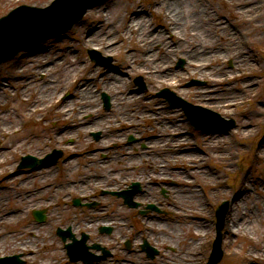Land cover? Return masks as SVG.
Segmentation results:
<instances>
[{"label":"rangeland","instance_id":"374dc122","mask_svg":"<svg viewBox=\"0 0 264 264\" xmlns=\"http://www.w3.org/2000/svg\"><path fill=\"white\" fill-rule=\"evenodd\" d=\"M50 1L51 0H47L45 5ZM135 1H137L142 8L147 10L148 13H145L144 17L148 24H136V27L131 28V30L128 29V33H126V26L128 25L127 17L130 15L131 10L134 9L131 4ZM21 2L31 3L32 1L0 0V17L7 14V12L12 8L10 6ZM158 2L159 0H101L94 6L88 8L82 18L62 35L48 38L32 47H28L20 51L11 60L1 63L0 95H2L3 102L6 101L8 103L7 105H10L12 99L15 98L12 103L17 106L16 103H22L20 97H12L11 93L19 92L21 87L28 81V78L33 79L36 85H40L41 82L50 80L51 78L58 80L62 86L63 84L65 85V80L68 78V75L63 72V66L65 64L58 63V61L61 59H63L64 63L74 61V58L77 56V59H79L80 62L84 61L83 67L78 68L76 72L77 76L82 78L83 82H91V84L94 85L90 91L92 95H94V99H91L88 96L89 99L87 98L84 101L91 102L92 100H100L98 96L100 90L98 78L102 74V79L105 81V70L102 67H99L96 74L93 75L94 72L92 70L94 64L91 63L85 56V49H87V46L83 43L87 33L95 28H98V35L104 34L101 41H104L108 37H112L114 38L113 40L119 42L115 46V49L118 52L117 61L114 62L116 68L127 72L129 75H132L131 71H133L134 74L139 73L144 76V80L147 84H149L145 97L151 95L153 92L167 87L174 90L184 99L186 98L194 103H199L201 100H205L210 101V104L217 106L224 102L225 98L228 97L226 94H228L234 86H237L242 90L238 80H229L230 74L239 72L242 74H248L250 72L252 75H257L258 80L255 84V89L247 95L246 98L235 103L234 107H230V113L223 115L220 113L219 109L216 110L224 117L233 118L236 122L235 127L232 128L226 136L227 143L230 141L229 144H236L231 149L233 156H230L229 158V162L231 163L230 168L226 169L224 166L228 161L227 158H218L216 156V153L220 148H217L216 145L208 143L209 136H206V134H201V141L205 145V147L201 145L203 153H196L194 157H182L179 162V165L185 167L184 174L188 176V173H190L192 176H195V181L200 182L197 183V187L199 188L200 186L202 190L205 189L204 191H207V193L202 194L203 197L201 196V201H204L206 206L202 213L193 212L192 209H194L196 205L195 199L189 196L186 197L187 199L184 201L181 200L179 196H176L179 200L172 201L170 199V206L168 207L170 211L167 215L168 221H166V223H169L171 219L174 218L182 219L181 212H186L189 216L193 215L195 217L201 215V217L211 221L210 227L205 230L206 232L201 242V246L196 250L197 254H195V264H203L206 260L207 253H209L212 237L215 232V226L213 225V221H215L214 204H216V202L219 203L222 199L229 202L231 194L241 189L242 184L240 181L243 176H245L247 187L254 185L255 194L258 192L260 200L264 202V22L261 24L260 28L262 39L258 44L254 43L249 36H244L242 39V44L248 49V52L251 55L250 57L254 60L251 67H244L237 64L238 61L231 57V49L229 47L230 42H228L229 38H227V34H225L224 37H217L215 40L218 44H221V47H217L216 51H218L220 57H225L217 59L213 62L211 67L190 65L185 62V57L175 54L173 57H166L165 59L170 62L168 73H163L165 70H158L154 73L155 71L151 70V65L148 63L143 64V61L146 59L143 58L142 44H140L139 41L146 39L141 36L137 38V33L142 32L139 25H147L144 29V34L151 32L154 29L158 30V28H161L162 26L168 27L169 24H167L163 17L169 15L178 17L179 23L186 25L185 28L192 24H204V13H200L199 16H195L193 13H195L196 7H190V4L197 3L200 6L199 9H203L207 15L212 16V18L218 17L222 22L224 21L228 29L236 31L242 27L241 20L237 19L236 16L233 15L235 13L233 11V6L230 3L223 2V0H180L179 2H176L179 6L176 10H172L173 7L167 9L166 4L169 3L170 0H166L164 6L161 7L158 12H155L153 9L157 6ZM95 8H98L99 11L106 14L109 17V21H102L100 24H97L98 19L95 16H89L87 14L90 9L97 10ZM124 28L125 33H122L124 32V30L122 31ZM188 35V33L185 35L187 40L189 38ZM212 36H215V33H213ZM194 38L195 37H192V40H194ZM158 39L159 41L166 39L168 42L167 44H170L175 38L167 33L166 35H161ZM107 44L108 43L102 42L101 44L97 43V45L93 46L104 50V47ZM162 51L163 50L161 49L156 51L155 57L158 58L161 54L164 55ZM41 58H46L45 61L48 64L46 67L47 70L42 76L36 74L32 69L33 65H36L37 62H41ZM179 60H183L181 65H178ZM131 61L134 62L135 65H133L131 70H129L126 68V65L131 64ZM169 73H171V76H169L170 81L168 80L163 83H159V79L156 77L161 75L166 76ZM224 77H226V79H223ZM191 78H197L201 81H205V84L199 86H184V83ZM119 79L122 80L114 83V86H110L106 89V92L110 96L115 95L113 100L129 105H138L142 103L144 97H137L136 99L132 98L130 100L126 98V94L133 87V84L125 75L119 76ZM66 87L67 88L61 93V97H64V99L67 100L69 99L70 101L71 110L69 109L67 118H64L62 113L56 112L54 103L55 100L47 103V107H45L44 110L37 111V113L31 118H27L25 113L23 114V110L21 108L16 109V115L13 120H17L20 124V129L24 130L29 127H33L34 129H29L28 132L23 134L21 137L22 145H20L16 151L9 152L3 149L4 132L0 133V154L3 153L4 158L9 163L15 162L16 164L18 157L25 152L43 155L55 146H62L64 147L63 149H69L71 146L74 147L73 145L67 144V137L76 139L75 143L80 140L82 135L81 130H77L70 135H66V133L70 130V128L78 126L80 121H84L83 119L81 120L82 116H79V118L76 116L77 111L80 110L84 101H80L78 99V94L74 92L72 86ZM200 87H204L203 89H205V91L202 92L198 90ZM209 89H212V93L207 92ZM49 94L53 95V97L55 96L54 91H49ZM218 94L222 96L220 99L217 98ZM238 94L239 92L236 93V95ZM130 95L132 96L134 94L132 93ZM32 97H35V94H33ZM149 101H151L149 103L153 104L160 101L162 105L166 104L163 102V99L157 97L152 98ZM257 101H260V105L257 107L256 113L251 114L256 108L255 104ZM90 111H94V109H90ZM175 117L182 119L181 114L169 113V118ZM38 118L41 120L36 122ZM7 121L8 120H6V122ZM183 126L184 123L180 121L178 131H181ZM246 128L250 129V132L242 133L241 130ZM31 139L34 143L31 146L32 148L28 149L25 147V142ZM188 143L190 144L189 139ZM61 163L62 162H60L58 166L61 165ZM70 164V162L64 163L66 168L69 167ZM55 166L57 165H54L53 168H55ZM192 167H195L196 169L194 171H190L189 168ZM187 168L188 170H186ZM13 170H15V165ZM38 173H40L38 169H35L30 173L16 174L17 178L8 183L7 177L11 175L12 172H10V174L8 171L0 172V199L4 200L0 210L13 211L9 217L11 219L10 222L0 223V255L21 253L22 257L26 261L25 264H39V259L43 255V250L40 249L41 245H38L40 244V241H36L35 239L36 235L49 234L53 240L57 241V245H55L54 248L59 247V240L56 238L54 233V227L58 224L64 223L63 220L55 219L53 217L52 212L55 210L51 207L52 204H49V209L47 210L48 216L45 221L36 222L30 216L28 212V208L30 206L34 204L36 206H44L41 205L43 204L44 199L37 200L38 192L32 193L33 190L40 189V185L44 184L39 181L40 179ZM81 174L82 173H79V175ZM74 175L76 174H73V176ZM27 176L33 178L30 181L27 180L23 185L18 184L21 178ZM48 180L52 182L55 179L49 178ZM179 180L183 182V185L179 187L182 191L195 188V185H192L191 181L188 179L186 180L185 177H180ZM258 184H260V189L256 188ZM51 189L52 187L48 189V195L50 196ZM51 202L52 201H50V203ZM101 208L106 209L107 211H112L113 209H117V205L105 203V205H102ZM78 219L79 218H77V220ZM188 220H190V218H188ZM194 220L198 222L197 218ZM112 223L115 224L113 236L122 235L123 237H130L133 233H150L151 230L145 232V227L148 229L149 227L144 223H148L153 230L152 236L159 237L156 234L157 231L154 230V220H148L145 218H127L124 219V221L116 220ZM95 224L97 223L95 222ZM95 224L93 223V226L89 227V229L95 231ZM253 227L258 229L254 234L251 232H245L231 237L226 234V228L225 225H223L222 249L224 253L218 264H246L248 258L254 259L255 262H264L263 252H253L256 255L255 258H253L254 256L252 253L247 252L248 249H255V244L256 248L264 249V210L261 217L253 224ZM7 232H10V234H6ZM167 236L168 235L162 236V241L171 244L175 248L174 251H166L165 256L160 253L157 259L152 262H148V264H172V260H168L169 256H173L172 259L177 261L175 260L174 255H177L179 251L184 249L185 243L193 236V234H184L183 229H180V231H178V235L173 234L170 240ZM102 238L105 243L111 245L114 244L113 238L108 239L104 238V236ZM193 239H195V236ZM18 240L23 242L28 250L24 251L22 248L13 249L12 245L15 244L16 241L18 242ZM36 244V249L39 250H35L37 252L33 254L34 252H31L29 249L34 247ZM59 248L54 251L50 259V264H65L66 259L63 252ZM118 256L120 260L124 255L119 254ZM177 262H179V260ZM106 264L127 263H124L121 260H113L109 261V263L107 262ZM135 264L145 263L142 262Z\"/></svg>","mask_w":264,"mask_h":264},{"label":"bare ground","instance_id":"6f19581e","mask_svg":"<svg viewBox=\"0 0 264 264\" xmlns=\"http://www.w3.org/2000/svg\"><path fill=\"white\" fill-rule=\"evenodd\" d=\"M31 1V5L43 6L45 5L47 0ZM179 1L180 0H170V2L166 4V8L168 9L173 7L172 10L178 9L179 6L176 2ZM165 2L166 0H159L157 6L153 10L155 12H158L159 9L164 6ZM223 2L230 3L233 6V11L235 12H233V15H235L237 19L241 20L242 27L239 30L235 31L228 29L224 21L222 22L218 17L212 18V16L207 15L205 11H203V9H199L200 6L197 3L190 4V7H196L197 11L195 10V13H193L195 16H199L200 13H204V24H192L188 25L185 28L186 25L180 24L178 21V17L174 15H169L163 17L167 24H169L168 27L162 26L161 28H158V30L154 29L153 31L144 34L143 32L147 25H139L142 32L137 33V38L141 36L142 38L146 39L139 41L140 44H142L143 58L146 59L145 61H143V64L148 63L149 65H151V70L155 71L154 73H156L158 70H165V72L163 73H168L170 62L165 59L166 57H173L175 54H177L178 56L185 57V62L190 65L200 67H211L213 62H215L217 59L225 57H220L218 51H216V48L221 47V44H218L215 40L217 37H224L225 34H227L226 37L229 38L228 42H230V44H228L231 49V57L238 61L237 64H240L244 67H251L253 65L254 60L250 57L251 55L248 52V49L242 44V39L244 36H249L252 41L257 44L262 39V33L260 32V28L261 24L264 22V0H223ZM131 5L134 9L131 10L130 15L127 17L128 25L126 26V33H128V29L131 30V28L136 27V24H148L144 17L145 13H148L147 10L142 8V6L137 1L132 2ZM95 9L97 10H88L87 14L89 16H95L98 19L97 24H100L102 21H109V17L106 14H103V12L99 11L98 8ZM98 33V28H95L89 33H87L83 42L84 45L87 47L98 48L93 45H97V43L101 44L102 42H114V38L110 39L111 37H108V39L101 41V38L104 34L98 35ZM122 33H125V31ZM167 33H169L171 36H174L175 38L170 44H167L168 42L166 41V39L163 41H159L158 39L161 35H166ZM186 33L189 34L188 40L185 38ZM213 33H215V36H212ZM192 37H195L194 40H192ZM160 49L163 50L162 53L164 55L161 54L162 56L160 55V57L156 58V51H159ZM77 58L78 57L76 56V58H74V61H68L65 63L63 59L58 61V63L65 64L63 66V72L68 75V78L65 80L66 84H63V86L58 80L52 78L50 80L41 82L40 85H36L33 79L28 78V81L24 86L21 87L19 92L11 93L12 97H20L22 103H16L17 106L12 103L15 98L12 99L10 105H7L8 103L6 101L3 102L2 95H0V133L4 132L3 149L5 151H16V149H18V147L22 145L21 137L23 136V134L28 132L29 129H34L33 127H29L24 130L20 129V124L17 122V120H13L16 115V109L21 108L23 110V114L25 113L27 118H31L34 114L37 113V111L44 110L45 107H47V103L55 100L54 103L56 112L62 113L63 117L67 118L69 114V109L71 110L70 101L69 99L67 100L64 99V97H61V93L67 88L66 86L73 87L74 92L78 94V99L80 101L86 100L88 96L89 98L94 99V95H92V93L90 92L94 85L91 84V82H83L82 78H80L76 74L78 68H82L84 65V62H80ZM40 60L41 62H37L36 65H33L32 69L36 74L42 76L46 72V67L48 66V64L45 61L46 58H41ZM92 71L94 72L93 75H95L98 71V66L94 65ZM104 75L105 81H103L102 79V74L98 78L101 90H106L110 86H114V83L118 81L120 82L122 80L119 79L118 74L108 70H105ZM169 76H171V73L167 74L166 76H157L156 78L159 79V83H163L169 80ZM223 79H226V77H224ZM230 79L238 80L242 90L239 89L237 86H234L233 89H231V91L226 94L228 97L225 98L224 102L217 106L212 105L210 104V101L205 100H201L199 104L212 110L219 109L220 113L222 114H228L230 113V109L235 106V103L240 102L241 100L246 98V96L249 95L255 89V84L258 80V76L252 75L250 72L248 74H242L241 72H239L230 74L229 80ZM198 90L202 92L205 91L203 87L198 88ZM49 91H54L55 96L53 97V95L49 94ZM211 91L212 89H209L207 92ZM237 92H239L238 95H236ZM33 94H35V97H32ZM135 96L137 95H133L127 98L132 99ZM221 97V95H217L218 99H220ZM255 105L256 108L251 114L256 113L257 107L260 105V101H257ZM179 110L181 109H178L177 112ZM81 115L82 110H78L76 116L79 117ZM6 120L8 121L6 122ZM40 120L41 119L38 118L36 122H39ZM80 127L81 126L72 128L70 130L71 132H67V135L72 134V132H74ZM241 131L242 133L250 132V129L246 128L242 129ZM226 136L227 134H224L221 131H213L208 137V143H210L211 145H216L217 148H220L217 151L216 156L218 158H227L228 161L224 166L226 169H229L231 165V163L229 162V158L230 156H233V152L231 151V149L236 144H229L230 141L229 143H227ZM33 143L34 141H32V139L26 141L25 147L31 149ZM69 160L71 161L72 159ZM14 165L15 162L9 163L4 158V154H0V172L8 171L9 174L10 172H12V174L7 177L8 183L12 182L14 179L17 178L15 175L16 173H14L13 175V172H15L13 170ZM39 169L42 172L40 181L44 182L45 179L48 178L52 173L51 165L41 166L39 167ZM29 171H31V169L24 170V172ZM31 179L32 178L30 176L23 177L19 180L18 184L23 185L27 180L30 181ZM240 182L242 184L241 189L231 194L228 209L224 219V225L226 228L225 232L231 237L233 235L236 236L245 232H251L252 234H254L255 231H257L258 229H255L253 227V224L261 217V214L264 210V202L260 200L258 192L255 194V186L252 185L250 187H247V184L245 182V176L241 178ZM256 188L260 189V184H258ZM47 192L48 190L45 191V193ZM180 194L184 195L183 200L187 199L186 197L189 196L196 200L195 209L193 210L194 212H203L206 203L204 201H201L202 194L200 190H185V192H180ZM48 201L49 200H46L45 202ZM3 202L4 200L0 199V208ZM12 213L13 211L0 210V223L10 222L11 219L9 217ZM97 222L106 224L108 220L102 219L97 220ZM209 225L210 221L205 220L202 217L198 220V222H196L195 220H188L187 216L185 215V220L183 219L182 222L174 221L172 223H163L162 226L156 224L155 229L158 231L159 234L164 235V233H167V235L169 234V236L173 234L178 235V230L180 229H183L184 234H189L192 232L193 236H195V239H188V241L184 245V249L182 251H179L178 255L175 257V259L177 261L179 260V262H172V264H194V262L196 263L194 253L199 248L204 238V234L206 232L205 230L208 228ZM6 234H10V232H7ZM35 239L36 241H40V244L38 245H41L40 249L43 250V255L39 259V264H50V259L54 251L58 249V247L54 248V246L57 245L56 241L53 240V238H51L49 234H43L38 236L36 235ZM36 247L37 244L34 247H31L29 250H31V252H34L33 254H35L37 252L35 250H39L36 249ZM254 247L255 249L253 250H247L248 253H252V255L254 256L253 258L256 257V252L261 251L264 253L263 248H256V244L254 245ZM12 248H22L24 251L28 250L25 247V244L20 240H18V242L16 241L15 244L12 245ZM246 264H264V262H255L254 259L248 258Z\"/></svg>","mask_w":264,"mask_h":264},{"label":"flooded vegetation","instance_id":"af4514ba","mask_svg":"<svg viewBox=\"0 0 264 264\" xmlns=\"http://www.w3.org/2000/svg\"><path fill=\"white\" fill-rule=\"evenodd\" d=\"M114 45H109L105 53L110 57V68H113L117 53ZM95 104L82 107L85 110L83 119L87 122L84 123L86 132L80 140L77 143L73 139L67 140V144L74 146L72 153L67 154L68 160L76 159L69 171H81L71 176L73 182L61 187V198L68 205H74V199H77L79 208L60 215L97 218L101 210L96 207L107 203L126 206L127 216L159 220L167 213L170 199L182 198L179 178L184 177V172L179 162L182 157L196 153L192 141L199 138V132L187 130L190 144L182 145L185 132L178 131V120L169 121V107L148 103L129 105L114 100L108 107L103 100ZM89 108L96 110L93 117L87 111ZM128 199L137 205L129 207ZM86 204L95 205L85 208ZM148 204H154V209L150 210ZM106 216L116 219L121 214L115 210ZM102 235L100 231L88 234L86 243L100 244ZM110 238L114 244L107 246L108 256L87 263L81 259L72 261L66 253L65 264H103L105 260L148 264L163 251L174 250L162 241V237L150 239L148 235L134 233L128 239L122 235ZM71 241L72 238H68V242ZM90 251L94 255L102 253L96 248H90ZM119 254L124 255L120 260Z\"/></svg>","mask_w":264,"mask_h":264},{"label":"water","instance_id":"95a60500","mask_svg":"<svg viewBox=\"0 0 264 264\" xmlns=\"http://www.w3.org/2000/svg\"><path fill=\"white\" fill-rule=\"evenodd\" d=\"M98 0H72L71 6H68L66 0H54L52 4L46 8H36L31 6H19L12 10L7 16L0 19V28L4 29L8 26V31H5L0 36V62L13 56L18 50L34 44L41 39L49 36L60 34L67 30L76 22L84 13L87 7L97 2ZM61 6V7H58ZM61 8L59 15L56 17L54 23L43 24H3L14 16H28L30 14H42L51 9ZM56 153H50L46 156L48 161L56 157ZM29 158V157H28ZM50 162V161H49ZM226 205V203L224 204ZM39 217V215H38ZM221 257L220 250V232L214 243L213 252L211 254L208 264L216 263ZM22 261L18 255L11 257L0 258V264H18Z\"/></svg>","mask_w":264,"mask_h":264}]
</instances>
